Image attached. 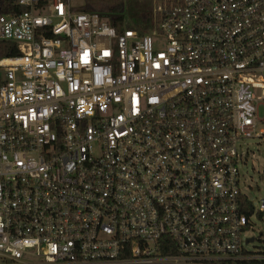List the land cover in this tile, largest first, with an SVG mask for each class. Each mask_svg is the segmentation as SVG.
<instances>
[{
  "label": "built area",
  "instance_id": "2783aa9c",
  "mask_svg": "<svg viewBox=\"0 0 264 264\" xmlns=\"http://www.w3.org/2000/svg\"><path fill=\"white\" fill-rule=\"evenodd\" d=\"M13 2L0 264L256 259L239 165L264 139V0H158L150 29L120 33L70 0Z\"/></svg>",
  "mask_w": 264,
  "mask_h": 264
},
{
  "label": "trees",
  "instance_id": "16d2710c",
  "mask_svg": "<svg viewBox=\"0 0 264 264\" xmlns=\"http://www.w3.org/2000/svg\"><path fill=\"white\" fill-rule=\"evenodd\" d=\"M74 10L81 13L98 14L101 18L106 19L119 33L124 29L144 31L152 27L153 5L150 0H84L82 6L74 8ZM22 11H24L23 8L14 6L13 0H0V15H12ZM18 55L19 49L17 45L0 41V60L16 58ZM241 200L247 216L252 215L254 211L252 203L245 198H241ZM256 215L259 219L263 218L261 213ZM243 253L247 254L248 252ZM262 254L264 255V252ZM236 264H264V259L240 261L236 262Z\"/></svg>",
  "mask_w": 264,
  "mask_h": 264
},
{
  "label": "rangeland",
  "instance_id": "374dc122",
  "mask_svg": "<svg viewBox=\"0 0 264 264\" xmlns=\"http://www.w3.org/2000/svg\"><path fill=\"white\" fill-rule=\"evenodd\" d=\"M150 1L154 8L158 0ZM70 3L72 7L78 8L82 6L84 0H70ZM259 115L261 118L262 112ZM260 130H264L263 124L258 126L257 131ZM241 145L243 151H248V155L239 165L240 191L250 200L254 208L252 227L243 237L244 240L254 241L247 246L244 245V249L257 260H261L264 258L262 254L264 252V213H261L262 219H259L256 214H258L260 201L264 200V139L244 140Z\"/></svg>",
  "mask_w": 264,
  "mask_h": 264
},
{
  "label": "water",
  "instance_id": "95a60500",
  "mask_svg": "<svg viewBox=\"0 0 264 264\" xmlns=\"http://www.w3.org/2000/svg\"><path fill=\"white\" fill-rule=\"evenodd\" d=\"M254 240L250 239V240H246L245 244L248 245L249 243H253Z\"/></svg>",
  "mask_w": 264,
  "mask_h": 264
}]
</instances>
